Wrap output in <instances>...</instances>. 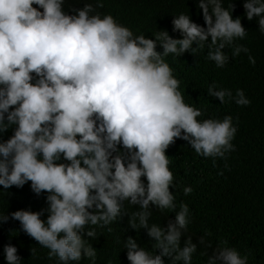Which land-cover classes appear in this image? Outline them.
<instances>
[{"label": "clouds", "instance_id": "clouds-1", "mask_svg": "<svg viewBox=\"0 0 264 264\" xmlns=\"http://www.w3.org/2000/svg\"><path fill=\"white\" fill-rule=\"evenodd\" d=\"M64 5L65 0H0V134L13 130L0 141V186L31 182L36 195L47 193L46 209L17 210L10 218L50 250V259L79 264L88 258L95 264L97 250L85 234L95 237L98 226L116 221L127 201L140 207L132 227L148 229L155 240V251H149L129 237L124 247L130 264H192L198 244L189 236L181 246L190 209L177 205L170 190L167 149L183 139L215 164V158L235 151L237 127L231 115L198 120L201 109L185 102L166 57L207 45V58L222 68L229 62L225 48H232L233 57L249 53L235 43L247 35L241 18H233L235 5L199 0L206 27L181 13L172 30L182 38L167 30L154 38L135 35L111 14L96 11L104 7L102 0L73 7L72 14ZM243 7L264 33V0H245ZM248 59L254 66L255 57ZM217 88L214 83L208 92L221 103L251 104L243 89L233 96ZM183 191L187 196L193 188ZM150 206L180 210L167 227L149 226ZM8 220L0 213V223ZM199 244L205 245L203 237ZM3 252L6 264H22L16 246L6 244ZM202 255L206 264H248L249 258L226 240L210 256L206 250Z\"/></svg>", "mask_w": 264, "mask_h": 264}, {"label": "trees", "instance_id": "trees-1", "mask_svg": "<svg viewBox=\"0 0 264 264\" xmlns=\"http://www.w3.org/2000/svg\"><path fill=\"white\" fill-rule=\"evenodd\" d=\"M102 2L104 7L96 8L97 12L111 14L135 35L144 34L147 38H154L153 33L160 30H167L173 38H182L179 32L172 30V20L181 13L191 15L194 22L206 27L202 10L198 9L199 0ZM244 2L223 0V5L228 8L234 3L233 18L240 17L247 31L246 37L237 39L235 43L247 47L249 53L241 52L233 57L232 48H225L229 62L222 68L207 58V45L196 53L189 51L182 56L170 54L166 57L174 76L180 81L185 102L201 109L202 115L198 120H223L231 115L237 127L235 138L231 141L235 151L227 153L226 159L215 158V164L213 158L198 155L183 139H177L167 149L169 168L174 176V187L170 190L177 205L187 203L190 209V223L181 246L189 236L198 244L192 264H206L207 256L202 253L206 250L210 256L224 240L241 255L249 254L248 264H264V33L259 31L256 19H247ZM89 3L95 6L97 0H65L64 9L72 14L73 7L82 8ZM157 50L163 51L159 47ZM249 54L256 59L254 66L249 62ZM214 83L218 86L216 90L230 89L233 96L237 89H243L251 104L221 103L218 98L209 95L208 88ZM12 134V129L0 134V141L7 140ZM226 164L228 167H225ZM221 171L223 175L219 174ZM30 183L22 188L13 186L4 189L0 186V213L9 216L7 223H0V264H6L3 252L6 244L18 248L22 264H60L58 258H49V249L23 232L19 221L10 218L11 213L17 210L40 211L47 208V193L36 195ZM185 186L193 188L187 196L183 191ZM150 208L149 226L155 223L162 227L174 222L176 212L180 210L179 207L175 211H161L155 206ZM138 211L139 205L125 201L122 214L116 221L102 228L98 226L95 237L85 234L84 238L97 250L95 264H130L124 247L129 237L136 240L139 246L155 251V240L148 235V229L133 228L130 223L133 214ZM42 219H47L46 212ZM201 237L205 245L211 247L206 249L205 245L199 244ZM33 248L36 249L35 256H32ZM79 264H92V261L84 258Z\"/></svg>", "mask_w": 264, "mask_h": 264}]
</instances>
